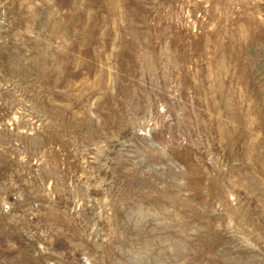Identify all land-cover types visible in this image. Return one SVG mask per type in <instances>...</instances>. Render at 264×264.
Segmentation results:
<instances>
[{
  "label": "rangeland",
  "instance_id": "374dc122",
  "mask_svg": "<svg viewBox=\"0 0 264 264\" xmlns=\"http://www.w3.org/2000/svg\"><path fill=\"white\" fill-rule=\"evenodd\" d=\"M0 264H264V0H0Z\"/></svg>",
  "mask_w": 264,
  "mask_h": 264
}]
</instances>
